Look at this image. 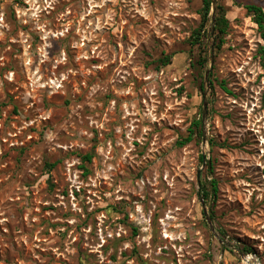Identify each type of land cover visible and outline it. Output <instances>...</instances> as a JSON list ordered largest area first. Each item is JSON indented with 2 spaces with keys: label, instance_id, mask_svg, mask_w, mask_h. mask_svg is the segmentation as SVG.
<instances>
[{
  "label": "rangeland",
  "instance_id": "obj_1",
  "mask_svg": "<svg viewBox=\"0 0 264 264\" xmlns=\"http://www.w3.org/2000/svg\"><path fill=\"white\" fill-rule=\"evenodd\" d=\"M218 3L198 67L202 0H0V264H264V0Z\"/></svg>",
  "mask_w": 264,
  "mask_h": 264
},
{
  "label": "trees",
  "instance_id": "obj_2",
  "mask_svg": "<svg viewBox=\"0 0 264 264\" xmlns=\"http://www.w3.org/2000/svg\"><path fill=\"white\" fill-rule=\"evenodd\" d=\"M203 1V7L201 10V24L200 26L193 32L192 39L190 40V44L192 47H196V49L200 50V54L198 56L197 65L198 67H204L206 63L208 62V58L210 54H208V46L204 45L203 40H211L214 37L216 39L215 48L218 50L221 49V46L224 42L225 36L227 35L228 29H229V20L227 17V10L224 6L218 3L217 5V12L215 17V22L213 24V27H211V31L207 29V24L211 20V0H202ZM245 9L247 10V13L252 17L253 21L258 25V28L260 32L262 33V36L264 37V11L263 8L256 5V4H246ZM214 30V33L211 34V32ZM210 48V47H209ZM211 53V51H210ZM208 54V56L206 55ZM173 55H165L161 57L158 62L160 67H167L171 65ZM199 89L204 92L205 86L204 84L200 83ZM202 124L203 120L195 119L192 123V126L188 130L187 136L178 142V145L183 146L187 143H190L191 141L197 139L200 140L203 135L202 131ZM92 159L91 155H86L82 157L83 161L90 162ZM200 161L205 164V171L201 172L199 182H200V193L202 195V198L205 202H211L216 199L217 192H218V183L216 180L210 179V174L213 171V165L210 161L205 160L204 156L200 157ZM214 218L213 212H212V219ZM228 252H231V250L226 249ZM243 251L245 253L252 252L249 248H244Z\"/></svg>",
  "mask_w": 264,
  "mask_h": 264
},
{
  "label": "water",
  "instance_id": "obj_3",
  "mask_svg": "<svg viewBox=\"0 0 264 264\" xmlns=\"http://www.w3.org/2000/svg\"><path fill=\"white\" fill-rule=\"evenodd\" d=\"M215 14H216V0H211V21L214 24L215 22ZM208 75V72L206 73V76ZM204 214L208 220L206 210L204 209Z\"/></svg>",
  "mask_w": 264,
  "mask_h": 264
}]
</instances>
